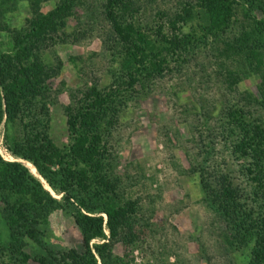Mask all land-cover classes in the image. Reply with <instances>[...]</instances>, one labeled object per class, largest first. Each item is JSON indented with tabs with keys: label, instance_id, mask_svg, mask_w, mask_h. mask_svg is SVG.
<instances>
[{
	"label": "trees",
	"instance_id": "1",
	"mask_svg": "<svg viewBox=\"0 0 264 264\" xmlns=\"http://www.w3.org/2000/svg\"><path fill=\"white\" fill-rule=\"evenodd\" d=\"M77 1L58 0L49 13H40L31 21V42L20 39L14 52L1 56L0 123L4 119L7 147L14 156L29 161L61 196H53L24 164L0 155L1 213L9 231V242L0 250L9 261L26 264L31 258L24 250L26 239L37 241L38 225L47 224L52 211L63 209L80 231L83 251L41 253L32 257L38 264H97L98 259L100 264H156V258L137 262L131 250L122 255L113 251L117 242L136 248V227L147 222L138 225L137 200L124 196L119 176L102 169L112 154L106 134L117 123L119 110L144 90L148 80L163 77L185 62L183 53L198 40L193 33L183 32L188 23L190 30H202L201 36L205 31L221 35L230 15L243 10L249 26L231 43H237L238 53L247 51V63H255L264 85V0H180L173 12L161 13L158 19L163 22L151 25L136 19L130 0H101L109 36L123 56L125 78L102 89L94 85L73 98L65 106L69 143L57 146L48 134L46 103L52 101L44 83L48 72H42L38 57L32 62L28 58L40 35H56L63 16L71 14ZM259 102L264 107V89ZM224 109L217 135L236 161V170L228 167L224 157L214 162L218 137L207 114L205 129L194 140L198 148L190 172L199 177L205 207L223 223L219 230L225 248L242 255L244 264H264V122L249 120L244 105Z\"/></svg>",
	"mask_w": 264,
	"mask_h": 264
},
{
	"label": "rangeland",
	"instance_id": "2",
	"mask_svg": "<svg viewBox=\"0 0 264 264\" xmlns=\"http://www.w3.org/2000/svg\"><path fill=\"white\" fill-rule=\"evenodd\" d=\"M57 1L0 0V61L2 55L15 51L20 39L31 42V21L40 13L53 10ZM179 1L130 0V6L135 7L139 22L151 25L163 22L158 19L161 13L173 12ZM244 14L241 9L235 10L227 28L221 35L216 32V36L207 31L201 36L202 30H190L189 23L184 25L183 32L193 33L198 39L194 48L183 53L185 62L163 77L148 80L144 90L135 93L119 110L117 123L107 132L105 139L112 154L102 169L119 176L124 196L137 200L135 216L141 222L138 225L147 222L146 226L136 227V248L117 242L114 253L122 255L131 250L137 262L156 258V264H244L242 255L225 248L219 230L223 223L205 207L199 177L190 172L198 148L194 140L205 129L204 115H211L209 125L214 133L224 108L231 104L244 105L249 120L264 122V107L259 105L264 85L259 70L254 69L253 61L247 63V51L238 53L237 43H231L249 26ZM63 20L56 35H40L28 58L32 62L38 57L43 62L42 72H48L44 79L52 100L46 103L48 134L57 146L69 143L65 106L87 88L95 85L102 89L125 78L123 56L109 36L101 0H78ZM36 75L41 77L39 72ZM13 128L12 125L10 129ZM5 132L3 119L1 157L24 164L44 188L60 198L61 194L49 187L29 161L11 153ZM215 144L214 162L220 163L224 157L228 167L236 170V161L220 145L219 137ZM239 177L247 183L244 176ZM3 204L0 196V248L9 242L1 213ZM38 230L37 241L26 239L24 250L31 256L26 264H38L32 257L49 251H83L80 231L71 214L63 209L52 211L47 224H39ZM0 264L18 263L9 261L0 250Z\"/></svg>",
	"mask_w": 264,
	"mask_h": 264
}]
</instances>
